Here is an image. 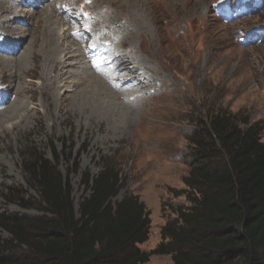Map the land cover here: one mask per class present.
Instances as JSON below:
<instances>
[{"label": "rangeland", "instance_id": "374dc122", "mask_svg": "<svg viewBox=\"0 0 264 264\" xmlns=\"http://www.w3.org/2000/svg\"><path fill=\"white\" fill-rule=\"evenodd\" d=\"M224 4V0H0V50L5 53L0 51V58H18L35 39L26 73L11 79L12 73L0 67V113L20 102L33 118L26 129L9 131L10 124H5L6 131L0 133V156L6 161L0 166V212L29 218L44 214L40 195L25 172L26 160L35 152L57 163L70 186L76 217L90 193L83 182L109 166L119 172L122 183L113 202L134 195L149 211L148 240L138 248L154 250L161 242L160 228L175 217L173 211L190 206L185 194L178 193L190 191L183 178L191 163L187 138L196 125L221 110L242 113L250 124L263 128L264 143V40L247 46L237 41L264 25V8L252 17H234L237 13L224 11ZM46 17L51 24H46ZM55 35L58 40L52 45L48 41ZM52 48L53 67L48 60ZM90 65L108 74L109 80H102L106 86L130 95L122 98V106L142 112L144 120L140 126L136 116L128 133L87 152L91 143L74 135L77 120L65 100H73L75 89L91 84L83 82ZM76 81L80 83L75 87ZM54 83L57 87L51 88ZM16 88L23 93L16 95ZM45 96L49 100L44 101ZM45 105L53 108L52 116L46 115ZM56 106L66 115L57 114ZM54 117L70 118L72 123L50 128ZM8 188L26 193L24 201L9 196ZM9 239L0 229V240ZM148 264L172 262L170 256H151Z\"/></svg>", "mask_w": 264, "mask_h": 264}, {"label": "trees", "instance_id": "16d2710c", "mask_svg": "<svg viewBox=\"0 0 264 264\" xmlns=\"http://www.w3.org/2000/svg\"><path fill=\"white\" fill-rule=\"evenodd\" d=\"M262 130L225 110L196 125L187 138L191 163L183 178L190 191L178 193L190 206L173 211L150 252L138 248L151 223L145 204L134 195L113 202L122 188L117 170L104 166L87 177L90 193L76 217L57 163L33 153L25 172L44 214L0 212V229L10 236L0 240V264H148L151 256H170L172 264H264ZM7 193L21 202L27 195L14 188Z\"/></svg>", "mask_w": 264, "mask_h": 264}, {"label": "bare ground", "instance_id": "6f19581e", "mask_svg": "<svg viewBox=\"0 0 264 264\" xmlns=\"http://www.w3.org/2000/svg\"><path fill=\"white\" fill-rule=\"evenodd\" d=\"M44 1H46V0H44ZM8 5H9V3H8ZM9 7H10V11H11L13 9V7L12 6H9ZM44 19L46 20L47 25L51 24V21H50V19L48 20V17H46ZM6 22H8V21H6ZM54 32H55V30H54ZM54 34H56V32ZM57 36L56 35L52 36L53 38L50 39V41H48V42L52 43V41L58 40ZM34 40H32L30 42L31 45L28 47V49H26L25 51L22 49L24 52L23 53L20 52L21 54H19L18 58L17 57L16 58H11V57L10 58H4V57L0 58V67L2 68V71L4 70L3 69L4 67L6 69H8V71L10 73H12V75H10L11 79H15L18 75H22V74L27 72L28 65H27L26 59L28 56H30L31 60L33 59V56L28 55V54H29L31 46L33 47L35 44ZM6 41H4L5 45L8 44V42H10L9 39H8L7 43H6ZM0 42H2V41H0ZM52 45H53V43H52ZM47 46H49V45H47ZM52 50H54V49L52 48L49 50L50 51L49 53L51 55L50 56L48 55V60L49 61L51 60V66L53 67L54 60L52 58H54V57H51V56H53V54L55 52L53 53ZM4 51H5V49H4ZM1 52H3V49ZM31 54H32V52H31ZM9 60L12 61V64H11V62L8 63ZM86 69L89 71V75L87 76V78H85L86 80L83 82L84 83L85 82H87V83L91 82V84H87L83 88L75 89L74 92L72 93L74 95L73 96L74 99L68 100L66 98L65 101H67L68 106L70 105V107H71V110L69 109L70 110L69 112H71V115H72L71 117L73 118V120L74 119L77 120L76 123L78 125L77 124L76 125H77L78 131H76L74 133V135L77 137L82 136L83 141H85V142L90 141V143H91L90 147L87 150V152H88L90 150L92 151V149L95 150V148L99 147L100 145L108 144L110 141H113L117 137V135L119 136L120 133H123V134L128 133L130 128L135 126V123H136L135 117L136 116H140L139 117L140 121H139L138 125L142 126L143 120H144V117H143L144 114H142V112H136L133 108H131V106H127V107L122 106V104L124 103L122 101V98L125 97V95L130 97V95H127V92H125V91H121L122 89L120 91H117V89L111 88L110 85L106 86V84L102 80L108 81L110 78L109 76H107L108 74L105 76V74H103V73L99 72V70L93 68V65L88 66ZM93 70L95 73L93 72ZM79 83L80 82L75 83L74 86L76 87ZM49 85H51V88H53L55 86V83L49 84ZM55 87H57V86H55ZM19 93H23V89L16 88L15 94L19 95ZM47 97L46 96L43 97L44 101L46 100ZM53 97L55 98V95ZM56 97H58V95H56ZM19 103L13 104L10 107V109L7 108L9 110H7V109L5 111L2 110L4 112L2 114L0 113V133H3L6 131L5 130L6 129L5 124H10V126L7 128V130H9V131H16L17 132V131H20L22 129L28 128V124L31 123L30 120L33 118L31 117V115H29V109H26V108L23 109L22 104H19ZM60 107L61 106L57 107L56 112H57V114H61V115L63 114L64 115L65 110H61ZM52 109L53 108L50 107L49 105L46 106L45 110H46L47 116H52V114H51ZM56 117H54L53 120L51 119L50 128H54L55 125L63 126V125H66V123H72L71 121L68 122L70 118L69 119L67 118L66 120H59V118L57 119ZM0 154H2L1 146H0ZM4 162H6V161H4V158H2L0 156V166L4 165Z\"/></svg>", "mask_w": 264, "mask_h": 264}]
</instances>
